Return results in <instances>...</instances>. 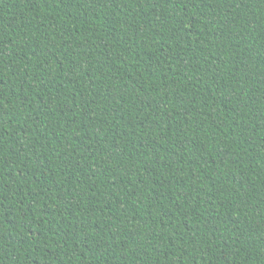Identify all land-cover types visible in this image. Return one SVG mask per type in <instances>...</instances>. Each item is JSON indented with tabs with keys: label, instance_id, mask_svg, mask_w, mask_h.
<instances>
[{
	"label": "trees",
	"instance_id": "1",
	"mask_svg": "<svg viewBox=\"0 0 264 264\" xmlns=\"http://www.w3.org/2000/svg\"><path fill=\"white\" fill-rule=\"evenodd\" d=\"M0 264H264V0H0Z\"/></svg>",
	"mask_w": 264,
	"mask_h": 264
}]
</instances>
